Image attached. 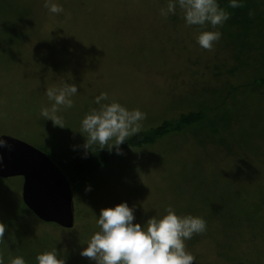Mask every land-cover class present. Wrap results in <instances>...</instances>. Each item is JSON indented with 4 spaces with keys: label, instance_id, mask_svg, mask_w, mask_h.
<instances>
[{
    "label": "rangeland",
    "instance_id": "obj_1",
    "mask_svg": "<svg viewBox=\"0 0 264 264\" xmlns=\"http://www.w3.org/2000/svg\"><path fill=\"white\" fill-rule=\"evenodd\" d=\"M71 2L70 9L63 8L54 18H70L77 7L94 12L95 0ZM96 11L103 13L100 5ZM90 16L89 25L83 24L79 31L71 30L74 26L69 22V44H62V33L50 40V47L39 49L35 35L28 46L1 55L8 67L22 53L31 64L29 75L36 73L25 80L36 85L23 87L27 83L22 79L20 88L0 91V128L17 106L26 115L35 108L41 118L28 136L33 133L38 143L70 153L83 148L80 124L93 109L99 110L95 97L101 93L109 98L101 104L115 101L145 113L141 130L193 110L206 111V117L154 144L122 150L88 183L91 190L85 188L74 197L75 222L69 228L73 232L54 230L26 213L21 202L23 177V184L19 177L1 178L0 223L9 243L6 250L0 244V260L11 264L13 258L23 257L25 264H37L38 254L56 251L58 259L69 256L65 264H95L80 251L100 230L101 210L127 202L135 205L133 222L144 228L148 219L162 218L168 208L178 216L202 217L206 231L193 235L201 240L184 242L195 257L193 264H264V88L253 84L264 76L260 20L253 24L258 37L248 38L247 52L237 58L239 43L222 32V25L191 30L185 22L184 29H175L172 22L164 29L158 25L156 30L153 24L150 31H126L111 29L113 21L102 15L108 25L95 27L100 18ZM122 19L128 26V19L136 16L116 18ZM204 31L222 34L211 50L197 44ZM236 67L239 70L233 71ZM65 82L76 84L78 93L71 97L72 108L60 106L55 113L63 122L61 128L41 116V110L52 105L46 89L60 88ZM30 143L39 145L35 140ZM60 238L80 247L68 249L58 242Z\"/></svg>",
    "mask_w": 264,
    "mask_h": 264
},
{
    "label": "trees",
    "instance_id": "obj_2",
    "mask_svg": "<svg viewBox=\"0 0 264 264\" xmlns=\"http://www.w3.org/2000/svg\"><path fill=\"white\" fill-rule=\"evenodd\" d=\"M51 2L56 4L59 3V5H61L65 10L70 9V4L72 3L71 0H51ZM168 3L169 0H95L94 12L86 13L84 11H78L77 7L74 16L64 18L60 21V19L54 18L55 15L44 7V0H0V91H2V89L4 91L7 87L13 89L16 86L18 89L21 87L19 81H22L23 79V81L26 82L25 79L36 76V73L34 75H29L31 64L28 59L26 60L22 57V53H19L18 59H15L14 57L12 65L8 67L4 66L3 61H1V55L6 54L7 49H10L8 53L18 51V49L23 47V45L28 46L29 40L33 39L32 37H35V35H37L35 38L40 42L38 45L39 49L40 47H50L52 44L50 40H56V36L62 33V44H69L71 43L70 39H68L69 28L67 27L69 22H72V25L74 26L71 30L79 31L78 28L83 24H85V28L89 25L92 17L90 14L97 15V17L100 18L95 27L103 25L107 26L111 20L114 23L111 29L123 27L126 31H150L153 24H156V30L158 29V25L161 29H164L170 26L172 22L176 25L175 29H184L185 21L183 18V11L179 9V7H177L174 15L169 14L167 18L160 15V10L162 8L166 9ZM217 3L220 8L230 14V18L222 25V32L227 35H233V38H235V40L239 43L237 58H240L247 52L246 49L249 46L247 39L249 38L252 40L254 39L252 37H258V34L254 32L255 27H253V24H255L258 20L261 22L260 25L262 26V29L260 33L264 40V0H243V6L238 8L229 7V0H217ZM99 5L103 9V13L100 15H98L96 11ZM101 15L106 16L109 21L103 20L100 17ZM122 15H133L136 16V19H128L130 24L125 26L123 24L125 19L116 20L117 17ZM149 19H153L155 22H147L146 20ZM168 21H170V23H168ZM207 24L208 23H205V26L192 25L188 29L193 30V27H195V30H197L203 28V26L206 27ZM211 28L214 27L211 25ZM64 38H66V40H64ZM116 38H118L117 35ZM262 56L264 57V53ZM235 70H239V68L236 67L233 71ZM15 80L18 82H14ZM26 83L27 84L24 83V86H22L33 88L36 85L34 82L29 80H27ZM253 84L264 88V76L255 79ZM16 104L17 103H15V106ZM9 113L10 115L7 119V123L3 124L0 128V136L9 135L23 139V141L25 140V142L29 144H31L30 141L34 142V140L38 143L35 139L37 138L35 134L32 133V135L28 136L27 133L29 130H34L33 128H35L36 122L39 121V118H41L38 110L33 108L32 111L26 115L24 112H21L19 106H17L15 111ZM205 117L206 111L193 110L188 113L181 114L176 119H165L159 126L149 130H140L139 133L130 137L127 141L120 145L121 151L128 147L140 148L145 145L154 144L158 139L164 137L165 135L171 132L181 131L192 124L203 121ZM38 144L39 145L34 144V146L46 153L68 179L72 190L73 201L74 197L85 190L88 183L95 179L98 174L110 164L112 159L118 156L115 153V150L110 152L107 149L101 150L98 147H95L94 149L90 148V150H88L85 154V149L82 148V146L71 149L70 151L72 152L68 153L64 149H53L48 145ZM19 181L23 184V179L20 176ZM21 202L22 208L26 211V213L40 221L39 218H36L38 216L29 210L23 198ZM40 222L44 223L45 221L41 220ZM44 224L53 226L52 228L54 230L62 229L68 232H73L74 230L69 228L66 229L65 227L63 228L56 223L45 222ZM76 237L77 235L71 241H73ZM197 237L195 239L192 237L191 240L195 243L201 240L199 235ZM58 242H61L62 246H65L68 249L80 247V243L72 246L71 242L68 240L65 242V239L61 238ZM3 243L5 244L4 249L6 250L9 241L4 238L3 240H0V244ZM65 258L68 260L66 263L70 262L69 256H64L59 259L64 260Z\"/></svg>",
    "mask_w": 264,
    "mask_h": 264
},
{
    "label": "clouds",
    "instance_id": "obj_3",
    "mask_svg": "<svg viewBox=\"0 0 264 264\" xmlns=\"http://www.w3.org/2000/svg\"><path fill=\"white\" fill-rule=\"evenodd\" d=\"M242 6L243 0H229L231 8ZM44 7L53 14L63 12V7L51 0H44ZM177 7L183 11L188 26L208 23L216 27L230 18V14L219 7L217 0H169L167 8L160 10V15L165 18L169 14L174 15ZM221 35L219 31L201 32L197 44L205 50H211ZM77 93V85L74 83L65 82L60 88H47L46 95L52 105L51 109L43 108L41 116L64 128L62 120L55 113L60 106L64 109L72 108L71 97ZM108 99L106 93L95 97V103L100 105L99 110L93 109L81 121L78 132L85 137V154L95 145L101 150H115L120 155V145L141 130L140 121L146 118L145 113L139 109L129 110L115 101L101 104V101ZM0 148H11V145L0 137ZM86 190H91L90 186ZM134 209L135 205L130 207L127 202L102 209L97 219L100 230L91 236L80 255L95 261V264H193L195 257L186 251L184 242L194 234L206 231L207 224L202 217L178 216L168 208L162 218L148 219L147 227L144 228L140 223L133 222ZM4 233L5 227L0 223V240L4 239ZM36 261L37 264H65L64 260L57 258L56 251L40 253ZM0 264H3L2 260ZM11 264H25V260L23 257H15Z\"/></svg>",
    "mask_w": 264,
    "mask_h": 264
},
{
    "label": "water",
    "instance_id": "obj_4",
    "mask_svg": "<svg viewBox=\"0 0 264 264\" xmlns=\"http://www.w3.org/2000/svg\"><path fill=\"white\" fill-rule=\"evenodd\" d=\"M11 148H0V177H23V199L45 222L74 226L72 190L53 160L37 147L13 136H0Z\"/></svg>",
    "mask_w": 264,
    "mask_h": 264
}]
</instances>
